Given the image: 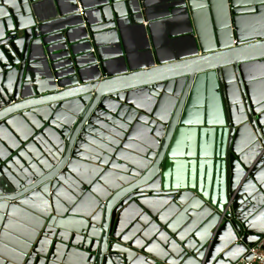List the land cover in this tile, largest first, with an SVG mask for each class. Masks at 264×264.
I'll return each instance as SVG.
<instances>
[{
    "label": "water",
    "instance_id": "1",
    "mask_svg": "<svg viewBox=\"0 0 264 264\" xmlns=\"http://www.w3.org/2000/svg\"><path fill=\"white\" fill-rule=\"evenodd\" d=\"M37 1L0 0V264L251 258L246 244L264 234V35L233 30L264 0H183L192 15L219 9L224 22L212 28L227 29L229 41L207 45L191 33V53L92 79L74 74L48 90L28 86L32 43L43 42ZM121 1L123 12L104 3L113 19L132 21ZM206 80L228 129L220 207L162 185L189 97Z\"/></svg>",
    "mask_w": 264,
    "mask_h": 264
},
{
    "label": "crops",
    "instance_id": "2",
    "mask_svg": "<svg viewBox=\"0 0 264 264\" xmlns=\"http://www.w3.org/2000/svg\"><path fill=\"white\" fill-rule=\"evenodd\" d=\"M77 1L78 10L72 0L32 3V13L42 20L35 30L43 42L31 46L30 88L48 90L56 83L70 82L74 74L92 79L98 73L114 74L180 57L195 49L191 33L199 34L198 42L207 45L230 39L227 29L212 28L224 22L219 9L192 15L183 0H128L132 12L126 15L132 21L120 15L113 19V7L104 0ZM113 4L116 11L123 12L121 0H113ZM260 4L258 11L235 18L234 34L264 35V2ZM195 24H211L212 29L195 30ZM222 114L218 91L208 80L197 84L169 148V156L174 158L167 164L163 187L192 189L216 207L226 205L228 129L221 125Z\"/></svg>",
    "mask_w": 264,
    "mask_h": 264
},
{
    "label": "built area",
    "instance_id": "3",
    "mask_svg": "<svg viewBox=\"0 0 264 264\" xmlns=\"http://www.w3.org/2000/svg\"><path fill=\"white\" fill-rule=\"evenodd\" d=\"M15 100L12 99L10 103H13ZM230 204L227 205L229 209ZM242 235L239 237L236 242H240L242 240ZM247 251L252 254V257L246 259L244 255L239 257L237 260L232 262L231 264H264V234L260 236V238L254 242L253 244H246Z\"/></svg>",
    "mask_w": 264,
    "mask_h": 264
}]
</instances>
